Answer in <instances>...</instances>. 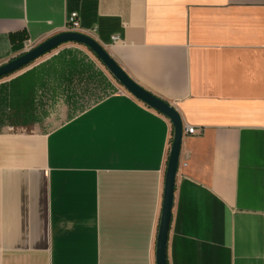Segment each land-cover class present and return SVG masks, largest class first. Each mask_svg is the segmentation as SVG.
Here are the masks:
<instances>
[{
  "label": "crops",
  "instance_id": "crops-1",
  "mask_svg": "<svg viewBox=\"0 0 264 264\" xmlns=\"http://www.w3.org/2000/svg\"><path fill=\"white\" fill-rule=\"evenodd\" d=\"M72 13L197 129L168 264H264V0H0V65ZM13 33L28 40L14 47ZM23 74L24 123L0 130V264H156L170 121L80 45Z\"/></svg>",
  "mask_w": 264,
  "mask_h": 264
},
{
  "label": "water",
  "instance_id": "water-1",
  "mask_svg": "<svg viewBox=\"0 0 264 264\" xmlns=\"http://www.w3.org/2000/svg\"><path fill=\"white\" fill-rule=\"evenodd\" d=\"M68 44H76L88 49L128 94L146 107L163 115L170 121L173 127V139L167 163L163 207L156 246V264H168V239L173 215L176 177L179 170L180 153L184 137L183 121L177 110L167 101L153 95L133 81L110 56L103 45L95 38L82 33H59L43 43L23 52L19 56L12 58L7 63L0 65V80L23 72L25 68Z\"/></svg>",
  "mask_w": 264,
  "mask_h": 264
},
{
  "label": "trees",
  "instance_id": "trees-1",
  "mask_svg": "<svg viewBox=\"0 0 264 264\" xmlns=\"http://www.w3.org/2000/svg\"><path fill=\"white\" fill-rule=\"evenodd\" d=\"M9 40L14 47L23 46L28 36L26 33H13ZM27 97L28 91L24 93V74L10 82L0 84V128L10 125L14 119L16 121L13 125L24 123V99Z\"/></svg>",
  "mask_w": 264,
  "mask_h": 264
},
{
  "label": "built area",
  "instance_id": "built-area-1",
  "mask_svg": "<svg viewBox=\"0 0 264 264\" xmlns=\"http://www.w3.org/2000/svg\"><path fill=\"white\" fill-rule=\"evenodd\" d=\"M65 32H74V33H82L93 37V32H85L83 31L80 23V19L77 13H72L68 16L65 26ZM94 38V37H93ZM119 39L118 37H113V41L117 42ZM197 129L193 127H186L184 128V135L193 136L197 135ZM187 166V165H186Z\"/></svg>",
  "mask_w": 264,
  "mask_h": 264
},
{
  "label": "rangeland",
  "instance_id": "rangeland-1",
  "mask_svg": "<svg viewBox=\"0 0 264 264\" xmlns=\"http://www.w3.org/2000/svg\"><path fill=\"white\" fill-rule=\"evenodd\" d=\"M22 73V72H21ZM21 73H19V74H16V75H14V76H12V77H9V78H6L5 80H2V81H0V82H2V83H5V82H10L11 80H13V79H16L17 77H19L18 75H20ZM5 81V82H4ZM1 83V84H2ZM16 120L14 119V121H12L11 123H10V125H13V123L15 122ZM9 126V125H8ZM2 128V127H1ZM1 128H0V130H1Z\"/></svg>",
  "mask_w": 264,
  "mask_h": 264
}]
</instances>
